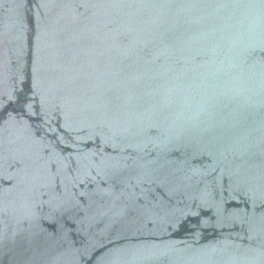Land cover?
Listing matches in <instances>:
<instances>
[{
  "label": "water",
  "instance_id": "1",
  "mask_svg": "<svg viewBox=\"0 0 264 264\" xmlns=\"http://www.w3.org/2000/svg\"><path fill=\"white\" fill-rule=\"evenodd\" d=\"M0 264H264V0H0Z\"/></svg>",
  "mask_w": 264,
  "mask_h": 264
}]
</instances>
